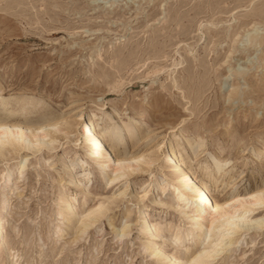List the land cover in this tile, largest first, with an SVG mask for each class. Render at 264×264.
<instances>
[{"label":"rangeland","instance_id":"rangeland-1","mask_svg":"<svg viewBox=\"0 0 264 264\" xmlns=\"http://www.w3.org/2000/svg\"><path fill=\"white\" fill-rule=\"evenodd\" d=\"M262 13L264 0H0V90L11 102L0 115L64 120L53 148L7 146L0 154V175L25 158L5 191L9 250L0 248V264H162L144 243L143 204L160 233L154 246L186 261L202 244L175 234L194 231L191 223L153 202L174 198L170 186L152 188L170 182L171 148L214 197L264 189V43L248 41L264 34ZM92 109L99 128L108 116L119 128L134 126L122 148L154 155L150 167L113 186L91 164L70 185L67 165L86 156L81 115ZM212 156L229 163L217 166ZM64 194L78 213L68 231ZM100 201L109 209L79 230ZM251 210L264 215V206ZM123 226L129 233L120 236ZM237 229L239 241L209 264H264V224Z\"/></svg>","mask_w":264,"mask_h":264},{"label":"bare ground","instance_id":"bare-ground-1","mask_svg":"<svg viewBox=\"0 0 264 264\" xmlns=\"http://www.w3.org/2000/svg\"><path fill=\"white\" fill-rule=\"evenodd\" d=\"M248 38L249 45L255 46L257 43L263 45L264 43V34L259 35L255 33ZM3 94H5V92L0 90V104L6 109L10 101L4 98ZM16 98H20L21 101L28 100L27 97L22 95ZM15 110H17L18 113H23L19 108ZM9 115H0V154L5 156L7 153L9 154L7 146L11 149L21 147L28 149L35 148V150L38 151L45 146L47 149L53 148L52 141L54 142V140H57L58 132L63 131L60 125L61 123L59 124L62 120L58 122L56 119L49 116L38 118L35 121H29L21 118L17 114L12 116ZM96 117L97 111L95 109L90 110L87 116L81 115L79 134L85 138L86 156L85 158L79 159L78 165L76 164V166L67 165L68 176L71 179L69 182L70 185L77 182L76 179L78 175L76 169L80 168L81 173L87 177V170L90 168L91 164L100 165V174L106 179V184H111L113 186L121 180L122 176L128 178L130 174L150 167L151 162L156 159L154 155L146 156L136 151L131 152L127 150L126 147L122 148V145L126 142V139H128L124 132L128 134L132 133L134 126L125 125L123 128H119L117 125L111 124V117L108 116L105 119L106 126L99 128L98 120L91 121ZM190 147L193 148L192 145H190ZM260 152L264 153V148H262ZM211 158L217 166H226L229 163L226 159H216V156H212ZM4 159L8 158L5 157ZM24 159L25 158L16 164V166H7L0 175V248L2 247V252L5 254L9 250L5 242L6 233L3 226L4 214L9 203L8 192L6 193L5 191L14 184L17 172L19 176L22 175ZM182 159L183 158H179L176 148H171L169 150L166 160L170 165V174L168 175L170 182L165 181L166 183L161 184L160 180H154V186H152V188L160 189L162 193H165L166 187L170 186L174 198L172 201H164L162 198L163 196H160L154 198L153 202L156 205H165L179 210L184 218L191 223V229L194 231L182 232L179 230L175 234L176 239H187L190 234H193L196 243H201L202 245L198 249L191 250L188 255V251H186V261L183 259L185 256L169 258L167 252L162 249H157V247L154 246L155 243L152 241V238H158L160 233L152 225L151 219L145 209V204L140 207V209L143 208V210L141 209L138 212L142 214V219L139 220H141L140 225L147 239L144 243L147 244L146 246L150 250V254L159 257L162 264H209V261L213 258L212 256L216 255L220 250L232 246V244L239 241L242 232L239 233L241 229L238 230V226L250 227L254 225L259 227L264 224V215L257 217L258 215L256 214H246L247 211L251 209L256 211L257 208L264 206V189L259 188L251 192L235 194L228 198L214 197L207 183L198 181L195 175L196 173L185 167ZM66 161L67 157L63 156L62 162L65 163ZM71 163L73 162L71 161ZM85 190L86 188L82 186V191ZM143 197L144 195L142 198ZM108 199L110 200V198ZM60 205L62 206L61 215L67 218L64 227L65 231H68L71 229L72 220L76 219L78 213L77 211L73 212L72 199L70 201L68 195L61 198ZM240 206H243L246 210L238 211ZM108 209V205L106 207L104 203L100 201L98 206H94L89 212L87 211V215L84 213L86 218L81 216L83 219L80 220L79 230H85L89 225L105 214ZM259 211L260 210H257L256 212L259 213ZM226 220L230 222V225L221 229V226L227 224ZM124 226L119 231L118 235L121 236L129 233V230ZM207 235L212 237L206 240Z\"/></svg>","mask_w":264,"mask_h":264}]
</instances>
